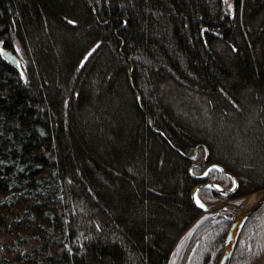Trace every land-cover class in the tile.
I'll return each instance as SVG.
<instances>
[{
	"label": "trees",
	"instance_id": "16d2710c",
	"mask_svg": "<svg viewBox=\"0 0 264 264\" xmlns=\"http://www.w3.org/2000/svg\"><path fill=\"white\" fill-rule=\"evenodd\" d=\"M0 46V264H217L191 191L264 188V0H0ZM263 256L264 202L228 264Z\"/></svg>",
	"mask_w": 264,
	"mask_h": 264
},
{
	"label": "water",
	"instance_id": "95a60500",
	"mask_svg": "<svg viewBox=\"0 0 264 264\" xmlns=\"http://www.w3.org/2000/svg\"><path fill=\"white\" fill-rule=\"evenodd\" d=\"M0 55L4 58L9 64L18 68L19 67V57L12 52L10 49L0 46ZM212 167H216L220 169L222 172L228 174L234 179V185L230 189L219 188L215 184L211 182L199 183L195 185L191 191V198L194 203L203 211H213L220 208H232L234 209V213L229 217V226L224 239V246L221 252V255L218 259L217 264H228L229 258L232 254V251L235 247L239 232L247 220V218L264 202V188L252 193L255 197L254 200L250 204H246L242 202L241 204H231V203H222L219 205L213 206H204L199 203L196 198V190L204 185H209L211 187L217 188L222 193H231L235 191L238 187V181L236 177H234L231 173L226 172L224 167L220 164H211L207 167L206 171L203 175L199 176V178H204L208 172V170ZM251 196V195H250ZM249 196V197H250ZM248 197V198H249ZM254 264H264V258L257 260Z\"/></svg>",
	"mask_w": 264,
	"mask_h": 264
},
{
	"label": "rangeland",
	"instance_id": "374dc122",
	"mask_svg": "<svg viewBox=\"0 0 264 264\" xmlns=\"http://www.w3.org/2000/svg\"><path fill=\"white\" fill-rule=\"evenodd\" d=\"M218 187V186H217ZM219 188H221V187H219ZM252 195V194H251ZM250 196V195H249ZM249 196H247L244 200H242L240 203H238V204H241L242 202H245L247 199H248V197ZM199 203L200 204H202V205H204L203 203H201L200 201H199ZM232 204V203H231ZM237 204V205H238ZM214 205H219V204H214ZM204 206H213V205H204ZM225 210H226V212H225V214L228 216V217H230V216H232L233 215V213H234V209H232V208H224ZM262 258H264V256L263 257H261L260 259H262ZM254 264V263H253Z\"/></svg>",
	"mask_w": 264,
	"mask_h": 264
},
{
	"label": "bare ground",
	"instance_id": "6f19581e",
	"mask_svg": "<svg viewBox=\"0 0 264 264\" xmlns=\"http://www.w3.org/2000/svg\"><path fill=\"white\" fill-rule=\"evenodd\" d=\"M254 196L251 195L247 200H246V204H250L253 200H254Z\"/></svg>",
	"mask_w": 264,
	"mask_h": 264
},
{
	"label": "snow or ice",
	"instance_id": "6c2138e0",
	"mask_svg": "<svg viewBox=\"0 0 264 264\" xmlns=\"http://www.w3.org/2000/svg\"><path fill=\"white\" fill-rule=\"evenodd\" d=\"M73 23H75V21H73Z\"/></svg>",
	"mask_w": 264,
	"mask_h": 264
}]
</instances>
